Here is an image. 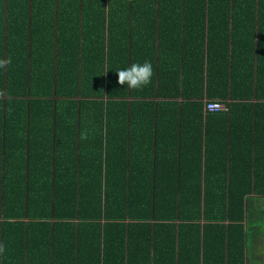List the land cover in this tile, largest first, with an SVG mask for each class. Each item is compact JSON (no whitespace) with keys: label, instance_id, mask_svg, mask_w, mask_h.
Returning <instances> with one entry per match:
<instances>
[{"label":"trees","instance_id":"1","mask_svg":"<svg viewBox=\"0 0 264 264\" xmlns=\"http://www.w3.org/2000/svg\"><path fill=\"white\" fill-rule=\"evenodd\" d=\"M2 1L0 59L11 63L0 68V240L7 226L23 228L29 258L37 238L53 247L69 230L67 236L92 242L89 264H179L188 239L202 264H244V202L259 193L260 183L232 182L242 194L211 195L216 183L205 178L211 164L203 163V194L198 188L184 206L177 179L163 183H172L170 195L160 191L168 177L158 136L167 120L179 121L192 109L205 127L207 148L214 125L246 128V157L256 167L264 131V0H127L120 11L114 0H78L82 9L70 11L75 27L62 21L65 6L58 3L54 50L47 54L35 50L51 39L41 30L38 0ZM73 29L74 39L66 35ZM146 60L153 65L150 85L134 90L117 84V69ZM208 101L226 102L228 110L205 116ZM87 114L106 138L122 135L124 145L105 141L93 154L83 139L60 144L66 126L81 125ZM128 124L152 128L142 150L150 159L142 169L151 178L143 174L142 193L132 191ZM228 149L225 144L224 154ZM118 157L125 164L116 176L110 167ZM36 226L43 234L37 236ZM73 256L83 264L81 246Z\"/></svg>","mask_w":264,"mask_h":264},{"label":"crops","instance_id":"2","mask_svg":"<svg viewBox=\"0 0 264 264\" xmlns=\"http://www.w3.org/2000/svg\"><path fill=\"white\" fill-rule=\"evenodd\" d=\"M1 1L2 0H0V2ZM77 2L78 0H62L60 2L59 0H38L36 4L37 15L40 16L38 19L44 24V29L41 28V30L44 31V36H48L51 39L50 42L48 40L42 43L41 41L37 42V47L35 48L37 52L40 54L42 52L47 54L54 50V44H52L54 26L52 22L56 21V18H59L60 15L57 7L58 3L65 6L62 7L60 5L66 12L65 14H61L62 21H65L68 27L77 25L76 23L78 20L76 15L70 14L72 8L75 9L76 6L79 7ZM110 3H112L115 11H120L123 7L128 5L127 0H114ZM92 4L96 5L94 7L100 8L101 1H94ZM94 7H87V9L95 10L96 8ZM79 8L82 9L81 5ZM56 33L57 30H55V34ZM95 33L97 32L95 31ZM66 35L74 39L77 37L78 32L76 29L68 30ZM74 43L75 40L68 44L72 47L70 50H75V46H72ZM68 45H66L63 50L67 49ZM95 48L96 46H93V50ZM43 61L45 60L40 59L36 62L46 65ZM38 64H36V66H38ZM202 113L206 116V113L213 112H205L203 105ZM135 115L136 117L133 121H136L138 118L136 112ZM91 122L92 120L89 114L86 115L84 123L81 125L72 124L70 122L71 124L67 125L63 130L66 131V134L59 135L58 137L59 142L61 141L60 144L71 147L75 144V140L76 142L78 140L80 142L82 132H86L88 139H83V143H85L86 148L90 151L92 150L91 153L93 154L98 148L104 149L105 141L109 142V145L116 144L115 147L117 148L124 145L122 135H118V137L114 139L106 138V133H104L106 131L102 130L100 125L94 126ZM173 122H178L179 124L172 125ZM126 126L128 129L130 128L133 133V136H130L128 139H131V152H134L132 161L129 162L133 166L129 169L133 184L132 191L142 193L141 178H143V174L146 173L144 178H151V174H149L148 170L144 171L142 169L144 165L149 164L150 160L147 158L146 162L145 158L142 156V150L144 148L143 145L147 143L151 137L152 128L130 126L129 124ZM47 131L49 132L48 129ZM262 133H264V131L261 132V136H259L261 142L258 144L256 167H253V169H251L248 157H246V128L237 127L231 129L227 127L226 129L225 126L214 125V129L207 135V139H209V148H207L206 130L205 127L201 125L199 115L195 110L189 109L186 111L179 121L167 120V123L163 125L159 131L158 136L160 142V155L162 156L161 166L164 175L168 177V180H164L161 183L162 187L159 185L160 191L164 192L166 196L170 195L174 189L172 183H168L164 187L163 183L166 184L169 180H173L174 183H176L175 179H177V183H181L178 186L179 194L186 200L184 206L188 207L192 204L191 199L196 195L198 188H200V195L202 196L203 194V163L211 164V168L208 170L209 172L205 174V178L216 183V185L212 184L208 190L212 192L211 195L227 196L229 195L227 193L229 190L231 195L242 194V190L237 187L238 185L232 182L250 180V183H252L253 179H256L260 183L259 193L252 192L247 195L245 193L247 200L244 202L245 210L243 224L245 232H247V241L244 264H264V134ZM225 144L229 148L226 154H224ZM204 156H208V158L204 160ZM93 158L98 159V154H95ZM116 163V168L115 163H111L113 167L110 168L115 175L118 176L123 164H125L124 158H116ZM254 168H256L255 171ZM251 170L254 171V173L250 172ZM88 178H90V175ZM139 179H141L140 182ZM230 179H232L231 182ZM251 185L253 186V183ZM139 209L142 210V208ZM203 223L204 221L202 219L200 224ZM222 224L225 225V221ZM43 229L44 228L36 226L34 232L38 236L41 233L43 234ZM66 232L59 234L60 237H58V239L54 238L55 241H53L56 242L57 245L53 247L48 246V240L46 238H37V242L31 243L29 246L30 253L28 258L26 241L25 238L23 239V235H21V233H23V228L19 229L17 226L13 228L7 226L3 232L5 236H2L0 240V246H3V251L0 252V264H28V261L29 264H77L76 258L73 255L76 253L78 246H81L83 264H89L87 262L91 259V250L93 249L91 246L92 242H89V237H82L78 240L77 238L75 239L74 237L67 236L72 233L71 231L67 230ZM50 243L52 244L53 242ZM184 243L185 247L180 251L178 258L179 264H202L201 253H196V247H194L196 244L191 240L188 241V239L185 240ZM73 246H75V248H73ZM133 249L134 247L131 249V252ZM132 257L134 260L140 259L138 257ZM220 260L221 258L217 257V261Z\"/></svg>","mask_w":264,"mask_h":264},{"label":"clouds","instance_id":"3","mask_svg":"<svg viewBox=\"0 0 264 264\" xmlns=\"http://www.w3.org/2000/svg\"><path fill=\"white\" fill-rule=\"evenodd\" d=\"M10 60L0 59V68L6 67L10 64ZM117 84L125 86L129 89L140 90L151 84L153 77V65L150 61H144L143 63H132L128 67L117 69ZM209 109L219 107L217 103L210 102L207 104ZM81 139H88L86 132H82ZM3 251V246H0V252Z\"/></svg>","mask_w":264,"mask_h":264},{"label":"built area","instance_id":"4","mask_svg":"<svg viewBox=\"0 0 264 264\" xmlns=\"http://www.w3.org/2000/svg\"><path fill=\"white\" fill-rule=\"evenodd\" d=\"M210 102L217 103L219 105V107L214 108V109H209L207 107V104L210 103ZM204 110H205V112H219V111H227L228 109H227V106H226L225 102H222V101H208V102L204 103Z\"/></svg>","mask_w":264,"mask_h":264}]
</instances>
